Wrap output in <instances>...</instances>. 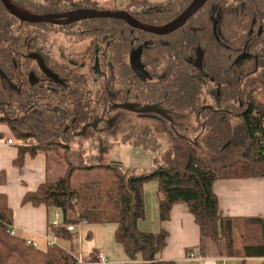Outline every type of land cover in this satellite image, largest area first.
Masks as SVG:
<instances>
[{"label":"trees","instance_id":"trees-1","mask_svg":"<svg viewBox=\"0 0 264 264\" xmlns=\"http://www.w3.org/2000/svg\"><path fill=\"white\" fill-rule=\"evenodd\" d=\"M12 1L40 15L101 9L97 0ZM191 1L129 0L122 9L141 22L164 25ZM58 33H63L69 43L90 41L83 57L94 64L99 53L109 56V79L96 80L94 69L98 65L91 72L71 74L65 64L54 62L51 67L55 76H71L62 81L49 78L31 89L19 85L17 80L23 75L11 44L33 39L35 46L46 47L51 36ZM140 48L143 73L137 72L130 61ZM261 68L264 0H208L184 26L167 35H155L109 17L71 24L22 22L0 0V124L8 125L17 140H35L19 146L14 163L22 167L27 153L35 157L53 152L67 164L63 174L47 175L37 190L27 192L22 203L60 210L62 221L50 223L49 232L61 240L73 238L67 227L70 224H115V240L131 260L177 264L161 258L170 232L139 226L147 218L145 186L156 182L159 220H169L176 204L187 205L199 227L196 250L200 255L238 257L243 263L256 257L263 258L260 264H264V216L224 215L214 189L219 179L264 178V103L246 89ZM210 81L218 87L222 102L217 108L202 102ZM108 84L113 86L110 91ZM93 90L98 99L102 94L112 103L157 109L147 113L157 119L160 131L170 135L168 146L161 145L151 125L132 128L126 135L133 138L130 145L151 153L149 169L125 167L120 162L85 164L92 159L83 150L85 130L98 125L102 104L92 102ZM56 98L59 104L52 101ZM110 107H105L107 112ZM188 112L198 121L196 128L213 158H201L193 141L175 133L172 124ZM232 115L242 119L238 130ZM73 143L80 145L78 152ZM79 169L90 170L94 176L74 186ZM0 182L6 183L4 173ZM13 223L8 195L0 192V264H85L61 244L41 249L28 243L13 232ZM253 226L262 228L263 240L251 241L243 234L239 244L237 229L248 231Z\"/></svg>","mask_w":264,"mask_h":264},{"label":"crops","instance_id":"crops-1","mask_svg":"<svg viewBox=\"0 0 264 264\" xmlns=\"http://www.w3.org/2000/svg\"><path fill=\"white\" fill-rule=\"evenodd\" d=\"M101 1V0H97ZM123 1V0H122ZM15 143H7L8 139ZM19 141L14 137L10 127L0 124V175L6 176V183L0 182V192L8 195L10 206L14 213L13 232L27 240L37 243V247H49V224L56 219L55 210L45 205L33 206L23 204L22 199L29 191H35L42 184L47 175L53 177L63 174L66 166L58 164V158L53 152L40 153L33 157L25 155L22 167L17 166L14 160L19 153ZM142 153V149H136ZM148 153V152H147ZM149 154V153H148ZM151 156V155H150ZM150 164L145 160L141 167L147 168ZM157 183L150 182L145 186V200L147 188ZM215 192L218 195L220 208L227 216H264V178H229L219 179L215 183ZM157 194V193H156ZM147 218L139 222L143 230L157 231L164 228L170 232L168 244L161 254L162 259L175 260L177 264L197 262L189 259V251L198 253L196 247L199 243V227L195 223L187 205L176 204L171 218L161 222L159 220V201L154 199V206L149 209L146 201ZM62 221V215L59 218ZM71 240H61L56 237V243L69 249L82 263L85 264H145L142 259L131 260L122 245L115 240V224H80L75 226ZM102 249L108 261L98 262L91 257V253ZM210 258V257H208ZM257 260L259 264L263 258H247V261ZM212 262L213 261H208ZM242 263V264H246Z\"/></svg>","mask_w":264,"mask_h":264},{"label":"rangeland","instance_id":"rangeland-1","mask_svg":"<svg viewBox=\"0 0 264 264\" xmlns=\"http://www.w3.org/2000/svg\"><path fill=\"white\" fill-rule=\"evenodd\" d=\"M129 0H101L99 7L103 10H114L115 8L122 9ZM155 1V0H152ZM11 44V43H10ZM13 50L18 55V66L23 77L17 80L19 85H24L31 89L34 84L41 82H48L52 75V64L59 62L68 67V73H88L94 65H98L94 69L96 80L99 77L108 78L111 75V61L110 57H103L99 53L96 63H92L88 57L84 58V52L90 45V41H83L80 43H69L63 33L54 34L51 36L46 47L41 44L34 45L33 39L23 40L18 44H11ZM31 59V60H30ZM66 79L69 76L59 75ZM97 84L92 88L95 89ZM107 87L109 91L113 89L111 84ZM91 89V88H90ZM247 93L256 97L259 101L264 103V68H261L257 74L252 77L250 85L247 86ZM102 93V92H101ZM102 96V94H101ZM96 97L95 90L91 91V100H98L100 104L98 109V125H91L85 130L83 150L86 155L91 156L92 159L87 160L85 164L101 163L108 164L113 162H120L125 167H136L140 170L149 169L152 166L151 153H138L130 142L133 138L128 139L126 135L130 134L132 128L152 126L158 133L159 142L163 146H168L170 143V135L167 132L159 130V122L157 119L149 116V113H140L123 107H116V103L111 102V98ZM109 96V95H107ZM59 104L57 98L52 100ZM203 104L206 106L220 107L222 102L218 94V87L210 81L206 94L203 97ZM95 103V102H93ZM111 106L108 112L105 107ZM231 120L235 129L242 127V119L239 115H232ZM175 133L187 140L193 141L197 146L199 155L204 159L213 158V154L205 146L203 142V134L197 129L198 121L192 113H187L185 117L177 119L175 124H172ZM19 141L20 145L34 143V139ZM73 149L78 152L80 145L73 143ZM144 151V150H141ZM53 157L58 158V164L66 166V162L55 153ZM148 160L150 166L147 168L141 167V164ZM75 163L78 160L75 159ZM90 170L79 169L73 178V185L77 186L82 181L91 180L93 178ZM154 184H150L147 188L146 201L149 209L154 206V199L158 196L155 192ZM243 234H247L246 236ZM249 238L251 241L263 240L262 228L260 226H253L248 231L242 228L237 229V239L240 244L244 239ZM182 264V263H179ZM186 264H200L199 262H187ZM206 264H222L220 261L207 262ZM230 264H232L230 262ZM246 264H259L257 260L247 261Z\"/></svg>","mask_w":264,"mask_h":264},{"label":"water","instance_id":"water-1","mask_svg":"<svg viewBox=\"0 0 264 264\" xmlns=\"http://www.w3.org/2000/svg\"><path fill=\"white\" fill-rule=\"evenodd\" d=\"M6 7V9L16 16L22 22L28 23H42V22H50L55 24H71L73 22L96 18V17H109L125 20L130 26L138 29H143L155 35H167L175 32L182 26L186 24L188 19L192 17L195 13H197L208 0H192L191 3L186 7V9L178 15L172 21L164 24V25H150L145 22H141L136 19L130 12L125 9L119 10H103V9H75L66 13H50L45 15L33 14L25 9L17 6L12 0H1ZM141 53L142 48L135 51L131 57L130 61L134 69L143 73V65L141 63ZM202 62V54L200 52L199 56V64ZM116 107L127 108L136 112H149V111H157L154 107L144 106L138 107L132 104L127 103H118L115 104Z\"/></svg>","mask_w":264,"mask_h":264},{"label":"built area","instance_id":"built-area-1","mask_svg":"<svg viewBox=\"0 0 264 264\" xmlns=\"http://www.w3.org/2000/svg\"><path fill=\"white\" fill-rule=\"evenodd\" d=\"M7 143L13 144V143H15V141H14V139L10 138L7 140ZM61 215H62L61 211L57 210L55 212L56 219L53 220L52 223L55 225L59 224L61 222L59 220ZM82 224H86V222H83ZM75 226L76 225L70 224L67 227L70 231H74L76 229ZM48 240H49V242H48L49 246H53V245L57 244L56 243V236L51 232L48 235ZM28 243H32L33 245L37 246V243L32 241V240H28ZM91 257L96 258L98 262H102V263H106L108 261V258L102 249L96 251L95 253H91ZM189 259L197 261L200 264H206L208 261H213V262L220 261L222 264H230V262L232 264H242L243 263V259L238 258V257H222V258H216V257L211 258L210 257V258H208V257H204V256L200 255L199 253H193V252L189 253Z\"/></svg>","mask_w":264,"mask_h":264},{"label":"flooded vegetation","instance_id":"flooded-vegetation-1","mask_svg":"<svg viewBox=\"0 0 264 264\" xmlns=\"http://www.w3.org/2000/svg\"><path fill=\"white\" fill-rule=\"evenodd\" d=\"M83 74V73H82ZM52 75L54 76V77H52V78H56V80H58V81H62V80H64V78H61L59 75L58 76H55L53 73H52ZM94 101V100H93Z\"/></svg>","mask_w":264,"mask_h":264}]
</instances>
